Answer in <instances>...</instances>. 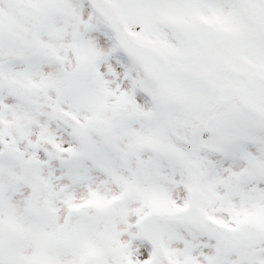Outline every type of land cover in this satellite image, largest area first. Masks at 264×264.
I'll return each instance as SVG.
<instances>
[{
    "label": "snow or ice",
    "instance_id": "1",
    "mask_svg": "<svg viewBox=\"0 0 264 264\" xmlns=\"http://www.w3.org/2000/svg\"><path fill=\"white\" fill-rule=\"evenodd\" d=\"M0 264H264V0H0Z\"/></svg>",
    "mask_w": 264,
    "mask_h": 264
}]
</instances>
